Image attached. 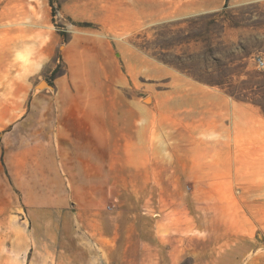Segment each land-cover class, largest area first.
<instances>
[{"label": "rangeland", "instance_id": "374dc122", "mask_svg": "<svg viewBox=\"0 0 264 264\" xmlns=\"http://www.w3.org/2000/svg\"><path fill=\"white\" fill-rule=\"evenodd\" d=\"M256 57L264 0H0V264H264V204L229 205L238 182L213 181L201 164L153 166L164 123L168 155L190 123L203 150L254 147ZM72 99L92 116L102 102L120 124L135 115L155 170L120 157L101 184L88 172L77 187L43 186L58 184L40 180L46 129Z\"/></svg>", "mask_w": 264, "mask_h": 264}, {"label": "crops", "instance_id": "0c3cea01", "mask_svg": "<svg viewBox=\"0 0 264 264\" xmlns=\"http://www.w3.org/2000/svg\"><path fill=\"white\" fill-rule=\"evenodd\" d=\"M213 96L212 93H208ZM93 116L87 110L86 100L59 101L58 110L53 112L52 122L46 129L50 139V156L46 160L51 166L47 170H40L42 182H58V184H45L43 186H69L77 187V182L86 181L88 172L95 173V181L103 182V173L111 171L118 164L119 158H124L126 164L143 166L149 171L155 170L150 160V134L145 124L137 125L135 115L130 117V121L120 124L118 112L104 109L102 102L95 103ZM89 114V117H88ZM134 114V111H132ZM189 116V115H187ZM93 119V120H92ZM114 119V120H113ZM190 134L188 137L169 138L175 140L174 154H167L166 130L167 124H162L164 136L159 142L157 170L159 172L175 171H196L199 165L203 170L213 171L210 177L213 181L229 183L238 182L241 194L237 197L228 195L226 203H239L246 212L251 213L255 205L264 204V126L260 131L256 127L254 147H247V137L244 146L239 148H228L221 150L224 141L216 148L213 143L211 148L203 150V144L207 140L200 142L193 133V123H190ZM197 127V126H195ZM260 131V133H259ZM127 136L120 137L124 135ZM185 141V142H183ZM212 145V142L209 143ZM207 144V145H209ZM229 145V144H228ZM120 150V153H119ZM43 149L40 148V152ZM167 156H173L172 164L167 162ZM236 156H238L236 158ZM41 162V161H40ZM43 162V160H42ZM149 166V167H146ZM139 170V168H137ZM19 172L15 173L16 181ZM23 186V184H21ZM230 212H235L234 207ZM234 214V213H232ZM245 217L242 215L239 218ZM262 218L263 216L260 215Z\"/></svg>", "mask_w": 264, "mask_h": 264}, {"label": "built area", "instance_id": "2783aa9c", "mask_svg": "<svg viewBox=\"0 0 264 264\" xmlns=\"http://www.w3.org/2000/svg\"><path fill=\"white\" fill-rule=\"evenodd\" d=\"M254 61H255L256 65L258 67H263L264 66V61H263V59L261 57L254 58Z\"/></svg>", "mask_w": 264, "mask_h": 264}]
</instances>
